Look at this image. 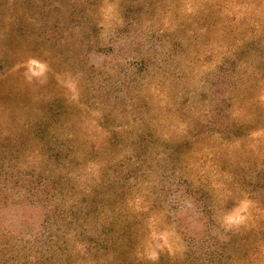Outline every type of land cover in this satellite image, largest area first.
<instances>
[{"label":"rangeland","instance_id":"1","mask_svg":"<svg viewBox=\"0 0 264 264\" xmlns=\"http://www.w3.org/2000/svg\"><path fill=\"white\" fill-rule=\"evenodd\" d=\"M0 264H264V0H0Z\"/></svg>","mask_w":264,"mask_h":264}]
</instances>
